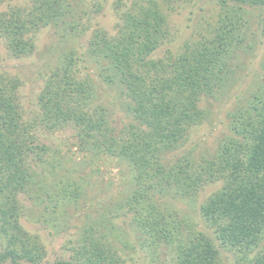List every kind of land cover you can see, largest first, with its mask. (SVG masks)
Wrapping results in <instances>:
<instances>
[{
    "label": "trees",
    "instance_id": "16d2710c",
    "mask_svg": "<svg viewBox=\"0 0 264 264\" xmlns=\"http://www.w3.org/2000/svg\"><path fill=\"white\" fill-rule=\"evenodd\" d=\"M72 1L31 0L26 8L1 9L0 0V43L6 54L29 56L40 29L66 24V17L73 16ZM165 1L134 2L120 13L114 35L96 29L87 43L104 79L121 88L130 119L126 127L116 132L109 125L112 120L96 102L94 83L69 72L71 56L55 66L39 91V121L50 130L74 127L83 149L129 167L132 190L121 207L132 211L143 249L151 254L169 250L173 264H222V250L233 255L235 264H264V60L261 83L246 97H236L228 113L229 134L213 153L199 161L191 152L169 157L203 122L202 98L222 93L228 81L230 86L238 55L251 48L255 37L264 38V16L253 14L264 11V0H215L216 20L208 25L207 36L162 59L154 54L169 35ZM68 25L74 30L78 22ZM253 25L256 36L249 29ZM20 84L0 71V264H41L46 251L38 236L21 225L20 199L34 187L48 197L63 190V197L67 182L54 188L44 182L45 173L53 177L50 171H37L45 152L31 134L32 124L23 121ZM219 182L198 207L206 232L195 229L191 216L166 211L159 202L193 201L204 185ZM93 235L85 230L71 260L54 264H124L110 244Z\"/></svg>",
    "mask_w": 264,
    "mask_h": 264
},
{
    "label": "rangeland",
    "instance_id": "374dc122",
    "mask_svg": "<svg viewBox=\"0 0 264 264\" xmlns=\"http://www.w3.org/2000/svg\"><path fill=\"white\" fill-rule=\"evenodd\" d=\"M136 1L139 0H73L70 8L74 14L66 17L67 25L60 23L40 29L34 36L35 49L27 57H9L0 43V71L20 80L18 96L23 121L32 124L31 134L37 144L44 147L43 163H38L37 171L48 169L53 177L45 173L44 182L52 183L54 188L61 185H56L57 182L68 183L65 190L68 195L63 197L59 195L63 190L57 196L48 197L34 190L35 187L29 194L21 196L23 213L20 223L29 233L37 235L44 246L46 257L41 264L70 261L85 230L87 235L94 234L103 241L102 244H110L124 264H173L169 250H165V254L161 253L162 250L151 254L140 247L132 223L133 213L129 208L121 207V201L132 190L129 167L118 159L83 149L74 127L50 130L39 121V91L55 66L64 63V57L71 56L73 61L69 72H75L81 80L89 78L94 83L96 102L108 110L107 119L112 120L109 125L116 132L127 126L130 119L121 88L104 79L102 65L95 63L89 55L87 43L96 29H102L109 36L114 35L120 13L129 10ZM157 1L161 3V0ZM30 2L2 0L1 9L26 8ZM162 7L163 14L167 16L169 35L154 54V58L162 59L168 52L177 54L185 43H195L207 36L208 25L215 24V12L218 10L215 0H167ZM257 13L264 16V11H254L253 14ZM71 22H78L76 29L67 27ZM83 25L86 28L81 31ZM255 28V25L249 28L253 36L257 33ZM248 36L252 38L250 34ZM252 42L251 48L244 49L237 57L238 68L233 82L229 86L228 81L222 93L202 98L200 107L206 110L203 122L190 130L184 144L169 157H182L191 152L193 159L199 161L213 153L218 141L229 134L228 113L234 109L236 97H246L248 92L257 88L263 76L264 38L259 35ZM77 186L79 188L75 189ZM219 186L220 182L204 185L193 201L159 202L166 211L175 209L191 216L190 222L196 226L195 229L205 231L198 219V207ZM221 258L222 264H235L230 252L222 250Z\"/></svg>",
    "mask_w": 264,
    "mask_h": 264
}]
</instances>
